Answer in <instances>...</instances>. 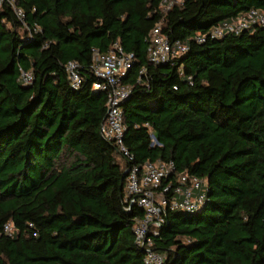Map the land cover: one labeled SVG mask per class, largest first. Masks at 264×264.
Masks as SVG:
<instances>
[{"label":"trees","instance_id":"1","mask_svg":"<svg viewBox=\"0 0 264 264\" xmlns=\"http://www.w3.org/2000/svg\"><path fill=\"white\" fill-rule=\"evenodd\" d=\"M13 1L40 30L27 37L7 0L0 5V264H144L133 232L142 211L124 206L128 161L100 132L107 93L92 87V50L115 42L135 56L121 81L132 162L172 160L205 179L201 207L167 210L153 249L164 264H264V26L207 36L264 11V0ZM158 23L187 45L162 64L146 55ZM19 69L31 70L29 85Z\"/></svg>","mask_w":264,"mask_h":264},{"label":"built area","instance_id":"2","mask_svg":"<svg viewBox=\"0 0 264 264\" xmlns=\"http://www.w3.org/2000/svg\"><path fill=\"white\" fill-rule=\"evenodd\" d=\"M6 0H0V5ZM11 9L21 25L26 28V36L37 32L40 28L35 25L29 27L24 23L23 10L15 6L13 0H7ZM171 1L167 3L169 5ZM254 26H264V11L250 8L243 13L213 25L207 33L208 37L221 38L227 33L238 34L244 29ZM148 41L146 55L151 63L162 64L178 58L187 45L180 40L170 41L160 32V24H156L147 34ZM197 42L204 40L203 35L195 34ZM90 65L91 72L100 81L93 83V90H104L107 93L105 118L100 127L102 136L117 146L121 156L128 161L124 169L126 173L124 203L125 211L130 212L132 205L138 206L142 211L141 217L134 219L133 227L135 244L144 250V264H164L165 255L153 249V237L164 223V215L169 211H184L192 213L201 207L205 198V179L194 176L181 170L176 171L172 160L146 161L142 164L132 162L133 156L129 154L123 144L125 130L122 123V102L129 95L130 89L121 81L127 75L135 56L131 51H124L117 43L111 49L100 53L93 49ZM64 71L72 89H78L82 76L79 74V65L69 60L64 63ZM144 73V69L140 70ZM17 80L23 85H29L33 79L31 70L19 69ZM154 140V139H153ZM3 232L11 235L13 226L10 222L3 225Z\"/></svg>","mask_w":264,"mask_h":264},{"label":"water","instance_id":"3","mask_svg":"<svg viewBox=\"0 0 264 264\" xmlns=\"http://www.w3.org/2000/svg\"><path fill=\"white\" fill-rule=\"evenodd\" d=\"M124 175L126 176V173L124 172ZM142 253H144V250L143 249H140Z\"/></svg>","mask_w":264,"mask_h":264}]
</instances>
